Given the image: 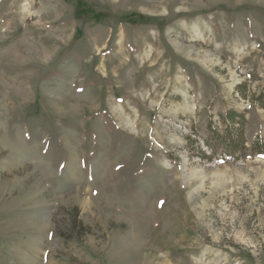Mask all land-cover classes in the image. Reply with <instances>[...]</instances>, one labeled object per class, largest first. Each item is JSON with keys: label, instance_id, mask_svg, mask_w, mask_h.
<instances>
[{"label": "rangeland", "instance_id": "obj_1", "mask_svg": "<svg viewBox=\"0 0 264 264\" xmlns=\"http://www.w3.org/2000/svg\"><path fill=\"white\" fill-rule=\"evenodd\" d=\"M257 136L264 0H0V264H264Z\"/></svg>", "mask_w": 264, "mask_h": 264}, {"label": "trees", "instance_id": "obj_2", "mask_svg": "<svg viewBox=\"0 0 264 264\" xmlns=\"http://www.w3.org/2000/svg\"><path fill=\"white\" fill-rule=\"evenodd\" d=\"M234 113H236V115L228 112L227 117H229V119H232L233 125H236L238 123V121L236 119L243 121V114L237 113V112H234ZM236 116H239V117L236 118ZM239 135L241 138V134H239ZM234 138H235V140L233 141L234 142V144H233L234 149L239 150V151H243V152H247V151H245L246 147L244 146V142L240 141V139L238 137H234ZM236 139H239V141ZM241 140H242V138H241ZM247 149L250 152V154H256V155H259L261 157H264V141L259 136H257L256 138H254L253 140L250 141V146Z\"/></svg>", "mask_w": 264, "mask_h": 264}]
</instances>
